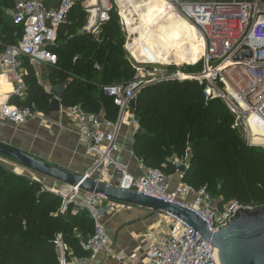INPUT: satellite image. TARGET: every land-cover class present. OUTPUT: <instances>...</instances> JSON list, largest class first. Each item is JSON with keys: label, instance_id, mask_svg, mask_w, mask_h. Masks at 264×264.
Here are the masks:
<instances>
[{"label": "built area", "instance_id": "2783aa9c", "mask_svg": "<svg viewBox=\"0 0 264 264\" xmlns=\"http://www.w3.org/2000/svg\"><path fill=\"white\" fill-rule=\"evenodd\" d=\"M163 1L196 29L197 39L204 50L196 62L186 63L192 67L202 64V70L169 74L161 71L157 62L151 61L155 67L134 66L135 75L130 81L102 87L118 108L115 119H109L100 112H88L79 105L62 107L61 111L76 121L86 152L95 157L86 176L187 207L215 233L227 225L241 208L252 209L258 205L232 200L221 206L205 186L195 188L185 182L183 176L174 185L171 175L159 168L143 166L145 174L138 177L119 164L114 156L125 124L131 125L134 135L141 131L132 103L142 89L161 81H198L205 86L206 104L213 99H221L227 104L235 118L233 128L243 127L252 133L248 123L250 116L257 115L264 121V0ZM77 4H81L88 14L84 30L91 34L101 33L102 27L111 19L114 6L120 11L125 7L119 0H60L58 7H49L43 0H17L13 20L23 26L24 33L18 43L0 49V64L9 70V76L16 85L14 95L19 99L28 97L23 61L58 64V55L51 46L56 43L60 27ZM248 50L252 51L251 57L237 59ZM0 114L22 125L35 119L40 112L35 104L20 107L7 100L2 104ZM32 180L41 182L43 190L62 197V214L71 211V214L78 215L87 211L94 220V233L82 242L83 249L90 253L87 258L74 256L63 236L57 237L60 264H89L100 255L110 256L118 264H221L217 247L185 221L166 212L165 217L169 220L166 233L153 236L145 247L117 249L103 219L109 209L131 205L68 185L64 186L67 190L64 193L55 187L50 188L35 176ZM80 193H83L82 197Z\"/></svg>", "mask_w": 264, "mask_h": 264}, {"label": "trees", "instance_id": "16d2710c", "mask_svg": "<svg viewBox=\"0 0 264 264\" xmlns=\"http://www.w3.org/2000/svg\"><path fill=\"white\" fill-rule=\"evenodd\" d=\"M16 2L0 0L1 39L5 45L18 43L24 33L23 26L8 13ZM87 15L77 4L60 27L56 42L62 39V45L51 46L58 55L51 81L54 85L66 84L64 106L79 105L115 119L118 108L102 87L130 81L135 67L125 56V38L113 13L98 37L78 33ZM66 32L72 34L64 40L62 34ZM97 68H102L101 87L95 82ZM25 81L27 99L14 95L11 102L20 107L35 104L37 111L50 113L52 95L32 69ZM204 88L196 80H169L142 89L136 100L141 131L135 134V155L145 168H159L167 175L178 171L176 162L188 164L183 180L195 188L207 187L221 206L232 200L263 205L264 152L247 144L233 128L234 115L223 100L206 104ZM42 186L0 164V264H60L56 244L59 235L74 256H90L82 247L94 233L90 214H62V197Z\"/></svg>", "mask_w": 264, "mask_h": 264}, {"label": "crops", "instance_id": "0c3cea01", "mask_svg": "<svg viewBox=\"0 0 264 264\" xmlns=\"http://www.w3.org/2000/svg\"><path fill=\"white\" fill-rule=\"evenodd\" d=\"M43 1L49 7H58L60 3V0ZM8 13L13 18V11H8ZM86 24L78 30V33L85 32L84 27ZM1 32L0 29V49L5 46L1 39ZM71 34L66 32L62 34V38L65 40L71 37ZM62 41L61 39L59 44L55 43L52 46L62 45ZM23 69L26 75L32 69L39 83L52 95L51 100L55 97L54 87L62 85H54L51 81L55 66L45 62L33 64L29 59H25ZM97 69L99 73L95 82L96 85L101 87L99 74H101L102 68ZM15 87V83L9 76V70L0 64V112L2 104L7 100L13 104L11 101ZM62 107H65L64 103ZM0 141L14 145L35 157L78 174H85L95 159L93 155L86 152L80 140L76 121L69 118L62 111L40 112L35 119L22 125H17L3 118L0 114ZM134 141L135 135L131 125L129 123L125 124L118 139V150L114 158L119 164L128 168L132 174L139 177L145 174V169L140 159L135 155ZM181 179L182 174L179 171L170 176V180L174 185L179 183ZM156 215L157 213L152 210L138 206H134L129 210L116 211L107 216L106 230L117 249L145 247L153 236L165 232L162 230L161 223L155 218ZM89 264H118V262L110 256L100 255Z\"/></svg>", "mask_w": 264, "mask_h": 264}, {"label": "water", "instance_id": "95a60500", "mask_svg": "<svg viewBox=\"0 0 264 264\" xmlns=\"http://www.w3.org/2000/svg\"><path fill=\"white\" fill-rule=\"evenodd\" d=\"M251 56L252 51L248 50L241 53L237 59ZM54 89L55 97L51 100L49 108L52 112H60L66 97V86L58 85ZM132 107L137 109V101L132 103ZM0 155L64 185L99 193L111 200L147 208L155 213L172 214L185 221L199 232L202 238L219 249L218 257L221 264H264V204L252 209L241 208L227 225L212 233L207 223L187 207L137 191L122 189L85 174L71 172L3 141H0ZM176 166L184 178L189 165L178 161Z\"/></svg>", "mask_w": 264, "mask_h": 264}, {"label": "bare ground", "instance_id": "6f19581e", "mask_svg": "<svg viewBox=\"0 0 264 264\" xmlns=\"http://www.w3.org/2000/svg\"><path fill=\"white\" fill-rule=\"evenodd\" d=\"M119 1L125 7H133L125 13L126 24L131 32H139V40L142 43L151 42L150 47L140 53L141 61L150 60L168 64L194 63L200 58L204 47L197 39L196 29L188 20L168 7L163 0ZM135 13L140 18L138 22L133 18ZM136 24L138 25L135 26ZM248 123L251 125L252 133H260V136L264 137V121L261 117L252 115Z\"/></svg>", "mask_w": 264, "mask_h": 264}, {"label": "rangeland", "instance_id": "374dc122", "mask_svg": "<svg viewBox=\"0 0 264 264\" xmlns=\"http://www.w3.org/2000/svg\"><path fill=\"white\" fill-rule=\"evenodd\" d=\"M129 9H133V7H131V6L127 7L126 6V7L122 8V10L120 11L118 8H116V6H114V9H112V12H111V16L113 13L114 17H116V19H117L116 25H118V27H120V32L124 35V38H125V41H124V50H125V54H126L125 56L133 66L140 67V68L155 67V65L150 60H147V61H145V60L141 61L140 60V53L142 51H144L145 49L149 48L151 42L150 43L145 42L146 44L142 43V41L139 40L140 33L139 32H134V33L131 32V29L126 24V17H125L126 16L125 13L126 12L128 13L127 10H129ZM87 18H88V15H87ZM133 18L136 22H138L140 20L137 13H135L133 15ZM86 23H87V21H86ZM137 25L138 24H136L135 26H137ZM103 27H102V30H103ZM99 35L100 34H95L94 36L98 37ZM60 42H58V44ZM56 44H57V42H56ZM133 48H134V50H133ZM156 64H158V67L161 69V71H163L164 73H169V74L175 73L177 71L199 72L202 70V64H198L195 67L190 66L186 62H184V63H170V64L164 63V62L163 63L157 62ZM237 130L240 132V134L242 135V137L244 138V140L246 141L247 144H249L250 146H253V147L257 148L258 150H261L264 152V137L260 136V133H256V134L251 133V132L245 130L243 127L237 128ZM258 136H260V137H258ZM0 164L5 166L7 168V170L11 173L25 175V176L32 178V179L35 176L38 179L45 182L50 188L55 187L56 190H58V191L63 190L64 193L67 192V190H65L64 184H62L58 181H55L53 179H50L48 177L39 175V174L31 171L28 168H25L24 166L20 165L19 163L15 162V161H13V160H11V159L3 156V155H0ZM128 171L130 172L129 169H128ZM79 196L82 197L83 193H80ZM132 207H134V206L131 205L130 207H127V208H120V207L111 208L106 212V215H105L103 220H104V222H106L107 216L110 214L112 215L113 212L120 211V210H129ZM155 218L157 219L158 222L161 223L162 228H163L162 230L165 231V233H166L168 231L167 222L169 220L165 217V213L164 212H162L161 214L157 213Z\"/></svg>", "mask_w": 264, "mask_h": 264}]
</instances>
